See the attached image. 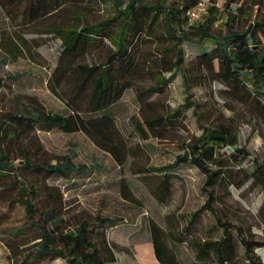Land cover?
Returning a JSON list of instances; mask_svg holds the SVG:
<instances>
[{
  "label": "trees",
  "instance_id": "16d2710c",
  "mask_svg": "<svg viewBox=\"0 0 264 264\" xmlns=\"http://www.w3.org/2000/svg\"><path fill=\"white\" fill-rule=\"evenodd\" d=\"M194 1L126 0L122 4L114 0L113 14L101 21L83 26L52 22L47 27L46 33L60 45L49 90L63 103L66 114L50 113L33 98L15 111L0 110V191H13L10 203L17 204L23 214L22 226L3 233L1 242L7 264H43L56 259L63 264L115 261L105 237L106 229L113 227L115 221L97 214L90 221L65 217L59 189L47 183L49 179H68L73 172H87L89 167L74 165L72 154L57 158L55 163L40 158L37 153L42 149L35 132L82 133L122 167L124 144L109 110L133 86L141 70L136 52L140 38L169 40L170 47L165 53H171V60L165 62L167 67H160L162 72L181 73L184 90L188 88L187 73L183 70L180 45L193 43L198 48L193 62L199 79L219 84L229 99L239 100L264 114V11L257 9L260 0L256 3L247 0L257 6L242 30L233 29L240 8L235 11L226 8L224 18H219L215 0H209L206 13L199 21H189L187 12ZM0 3L5 8L24 6L26 23H33L57 16L65 0H0ZM16 37L19 44L8 48L9 55H3L0 63L22 50L25 40L20 35ZM105 41L109 46L106 47ZM206 42L210 45L208 49L203 46ZM1 43L9 45L2 36ZM95 49L105 55L98 62L87 63L86 53ZM155 82L136 97L159 95L167 79L159 77ZM185 104L189 105L187 101ZM177 114L178 110H174L165 115L142 116L133 129L143 139L161 137ZM193 114L200 132L180 147L181 153L167 165L147 167L137 173L147 181L149 177H158L150 192L161 204L170 198L175 169L183 165L195 168L203 175L200 191L205 196L195 215L205 212L214 217L220 230L218 239L195 246V260L202 263L213 256V264H263L257 250L264 248V241L255 240L240 227L232 235L229 225L220 222L214 205L229 196V187L239 188L247 180L263 185L264 171L257 163H253L251 172L234 169L248 156L247 151L236 148L237 131L230 125L205 126L201 124V112ZM263 116L260 115L262 121ZM31 146H34L32 151ZM26 175H30V180ZM8 181L10 185L5 186ZM119 184L122 198L132 201L127 182L121 180ZM258 216L264 226V191ZM147 230L155 259L160 264H179L173 250L174 235L164 232L152 221L148 222ZM236 247L241 250L240 257Z\"/></svg>",
  "mask_w": 264,
  "mask_h": 264
},
{
  "label": "rangeland",
  "instance_id": "374dc122",
  "mask_svg": "<svg viewBox=\"0 0 264 264\" xmlns=\"http://www.w3.org/2000/svg\"><path fill=\"white\" fill-rule=\"evenodd\" d=\"M120 2L124 4L126 0ZM260 3L257 9L264 11V0H260ZM256 6L247 0H215L219 18H224L226 8L229 11L240 8L233 23L235 30H242L249 23ZM113 8L114 0H65L57 16L26 23L24 6L5 8L0 3V36L9 42V45L0 44V59L3 55H9L6 53L8 48L19 44L16 35L25 40L21 51L14 53L5 63H0V110L15 111L33 98L48 112L65 115V106L49 90L60 45L56 38L46 33L47 27L52 22L68 26L93 24L112 15ZM216 29L214 26L215 34ZM105 45L109 46V42L105 41ZM203 46L208 49L209 42ZM169 47L167 38L157 40L144 36L137 41L136 52L141 70L133 86L125 90L109 110L124 144L122 167H118L109 153L82 133H61L56 130L35 132L36 141L42 149L37 153L40 158L55 163L57 158L72 154L74 165L89 167L87 172H73L68 179H49L47 183L59 189L65 217L90 221L97 214L115 221L114 226L105 231L114 253L115 261L112 264H160L153 255L147 230L149 221L164 232L172 233L178 240L173 241V250L179 264L214 263L213 256L202 263L197 262L194 256L197 244L216 240L220 236L214 217L205 212L195 215L205 201L200 191L203 175L188 165L176 168L171 180L170 198L160 204L150 192L158 177H149L147 181L137 173L140 169L171 163L181 153L180 147L199 134L193 112H201V124L205 126L230 125L237 131L236 148L244 149L248 156L234 169L251 172L253 163H257L264 171V121L260 120V115L264 114L239 100L229 99L219 84L201 81L193 62L198 48L186 42L180 45L183 70L187 73L188 88L184 90L181 73L162 72L161 67H167L165 62L171 60V53H165ZM104 55L96 49L90 50L85 55V61L98 62ZM158 76L167 79L161 93L137 98L138 92L156 84ZM174 110H178V114L171 119V124L161 137L148 136L143 139L133 129L142 116L165 115ZM31 147L32 151L34 146ZM26 178L30 180L31 177L26 175ZM121 180L127 182L132 201L122 198ZM4 185L9 186L10 181ZM263 191L264 181L263 185H257L247 180L239 188L229 187V196L214 205L220 222L229 225L232 235L240 227L250 232L255 240L264 241V226L258 216ZM13 198L12 190L0 191V264H7L2 246L4 231L15 229L23 223L21 208L10 203ZM236 252L240 257L241 250L236 247ZM257 253L264 264V248L258 249ZM43 264L63 262L56 259Z\"/></svg>",
  "mask_w": 264,
  "mask_h": 264
},
{
  "label": "built area",
  "instance_id": "2783aa9c",
  "mask_svg": "<svg viewBox=\"0 0 264 264\" xmlns=\"http://www.w3.org/2000/svg\"><path fill=\"white\" fill-rule=\"evenodd\" d=\"M209 0H195L193 6L187 12L189 21L196 22L206 13Z\"/></svg>",
  "mask_w": 264,
  "mask_h": 264
},
{
  "label": "crops",
  "instance_id": "0c3cea01",
  "mask_svg": "<svg viewBox=\"0 0 264 264\" xmlns=\"http://www.w3.org/2000/svg\"><path fill=\"white\" fill-rule=\"evenodd\" d=\"M263 262V261H262Z\"/></svg>",
  "mask_w": 264,
  "mask_h": 264
}]
</instances>
